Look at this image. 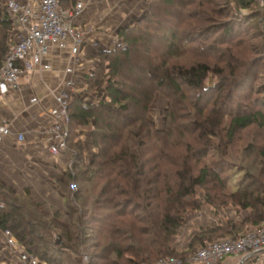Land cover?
<instances>
[{
    "label": "trees",
    "instance_id": "trees-1",
    "mask_svg": "<svg viewBox=\"0 0 264 264\" xmlns=\"http://www.w3.org/2000/svg\"><path fill=\"white\" fill-rule=\"evenodd\" d=\"M201 1L199 5L213 2ZM223 1L227 20L203 29L200 35L221 32L224 39L235 42L237 28L243 30L244 24L264 16L256 0ZM176 3L155 0L144 18L119 30L120 43L101 52L96 70L86 76L83 98L69 103L67 144L75 156L72 168L58 183L67 223L0 182V230L11 231L18 244L42 263L82 264L79 259L85 254L88 264H155L170 257L185 260L214 239H236L264 225V185L243 181L229 192L222 172L208 166L198 168L195 163L208 155L210 138L218 137L224 120V114L211 111L201 121L205 109L197 108L195 101L214 88L218 93L224 90L225 85H207L212 72L223 76L224 71L207 63L177 67L169 57L154 54L152 35L159 32L156 11L165 5L170 13ZM71 4L73 1L64 2V6ZM3 6L0 0V69L12 33ZM244 11L258 13L245 15ZM182 23L183 18L173 23L174 29ZM255 29L263 38L264 28ZM244 30L250 36L251 31ZM173 44L170 42L167 55H173ZM101 93L96 102L84 100V96ZM157 95L169 102L162 130L149 118ZM184 103L192 104L194 116L186 117ZM254 124L263 127L264 112L230 117L224 128L227 141ZM80 128L89 130V158L86 143L78 137ZM192 144H199L201 150H194ZM204 207L216 210V223L193 227L187 237L190 243L180 252L175 238L188 226L189 212ZM227 207L236 217L241 212L247 217H223L220 212ZM58 239L63 243L58 245Z\"/></svg>",
    "mask_w": 264,
    "mask_h": 264
},
{
    "label": "rangeland",
    "instance_id": "rangeland-1",
    "mask_svg": "<svg viewBox=\"0 0 264 264\" xmlns=\"http://www.w3.org/2000/svg\"><path fill=\"white\" fill-rule=\"evenodd\" d=\"M99 1L92 0L91 4L94 3L95 9L101 6L102 8L99 12L107 9L112 11V15L116 14L114 17L118 18V16L122 15L124 17L121 23L122 29H128L144 18L155 0H103V4H101L102 1ZM194 1L196 0H177L176 5L169 8L170 13L166 12L168 8L165 5H160L161 7L156 11L159 16H156V19H154L159 24L155 25L156 29H159V32L152 35V43H155L154 50L156 51L154 54L159 53L164 57H169V62L177 67H190L198 63H207L213 69L224 71L223 76H218L215 72H212L209 75V80H207V85L210 88L217 87V85H225L224 90L218 93L216 88H214L210 93L204 94V96L202 94L203 97L200 98V101L197 99L195 101L198 102L196 104L197 108L204 106L205 109L204 117L201 121L205 120L204 118H209L212 115L211 111L217 112L219 115L224 114L223 129L218 132V137L210 138L212 146L209 147L208 155L203 158L200 157L201 159H198V162L195 163L198 168L208 166L222 172V177L229 183L227 185L229 192L235 191V186L243 181H252L264 185V125L262 127L254 124L239 131L232 142L227 141L226 130H224L228 126L230 117L232 116L246 115L257 111L264 112V98L262 95L264 94V37L258 36V29H255V26H260L261 29L264 28V16L244 24L243 30L237 28V42H231L228 39H224L221 36V32L211 35L210 33L204 36L200 35L203 29L216 26L227 20L228 15L226 14L227 9H225L224 1L212 0V3L209 2L204 5H199L202 2L201 0H197L196 4H193ZM256 2L259 3V10L264 13V0ZM256 11L250 13L244 11L243 14L255 15L258 13ZM89 15L92 17V20H96L94 18L96 10L89 7ZM185 15H190L191 18L189 17L188 19L184 17ZM182 18L183 23L180 25V28L174 29L173 23H178ZM244 29L251 31L249 33L250 36L244 35ZM227 41L229 42L226 43ZM170 42L174 43V48H172L173 55H167ZM115 45L117 43L113 44L111 48ZM228 47L231 48L227 49ZM101 95L103 94L95 96L97 98L96 101L99 100L98 98ZM89 101H94V99L90 97ZM207 101H210L209 106ZM206 104L207 106H205ZM185 105L186 110L184 112L186 117H189V115L194 116L195 111L192 104ZM168 108V100L162 95H157L151 107L149 118L158 130L164 128V112ZM87 130V128H80L78 134L79 139L84 143L86 141V133L83 131ZM192 145L194 150H201L199 144ZM204 148L208 149V147ZM72 152L75 151L69 149L66 153L70 154L71 160L74 161ZM86 155L88 158L90 157V153L87 150ZM69 170L70 168L67 169V172ZM21 181L23 182V180ZM23 185L26 186L25 184L18 183L17 188H23ZM7 187L9 188V186ZM57 187L58 192H60L59 184H57ZM15 194L19 196V194ZM21 196L31 197L28 193ZM60 196L58 193L56 194L55 197H58L57 200L60 201L56 203L57 205L61 203L64 207V199ZM37 204L42 206L41 203ZM44 211L48 213L46 210ZM215 211L211 207H204V210L197 213L189 212L188 226L175 238V247L180 252L185 251L187 245L190 243L187 237L190 235L193 227L197 224L216 223L218 218L214 219ZM220 214L223 217L226 216L231 219L247 217V213L245 212H241L236 217L235 211L231 210V207L222 209ZM222 239L229 238L214 240L218 241ZM60 241L62 240L60 239ZM190 257L191 255L185 260ZM174 258L182 260L177 257ZM251 260L252 262L250 263ZM79 261L82 264H88L89 257L85 254ZM223 264H264V258L259 260L258 258L245 259L243 257L228 258Z\"/></svg>",
    "mask_w": 264,
    "mask_h": 264
},
{
    "label": "built area",
    "instance_id": "built-area-1",
    "mask_svg": "<svg viewBox=\"0 0 264 264\" xmlns=\"http://www.w3.org/2000/svg\"><path fill=\"white\" fill-rule=\"evenodd\" d=\"M66 1H73V4L64 6ZM3 3L12 24V33L9 51L0 69V97L5 98L10 91L19 90V80L24 75L37 76L39 83L46 87V93L44 97L30 98L29 103L37 105L46 99L53 100L47 112L50 119L46 130L51 141L49 152L52 156L66 153L69 150L68 106L72 99L63 86H75V82L68 80L67 76L81 65L82 47L89 42L88 35L94 32L91 22L95 20L89 15L92 0H3ZM91 45L97 48L99 42L95 41ZM56 53L67 55L69 63L63 70L64 77L59 79V92L51 88L48 82V74L54 69L52 54ZM12 135L20 143L26 139L25 133L14 132L6 120L0 122V144ZM72 153L74 157L75 152ZM72 165L73 160L70 169ZM3 236L8 248L17 252L21 264H44L21 247L11 231H4ZM240 257L264 258V225L236 239L207 243L187 260L163 258L155 264H218L226 262L228 258Z\"/></svg>",
    "mask_w": 264,
    "mask_h": 264
},
{
    "label": "crops",
    "instance_id": "crops-1",
    "mask_svg": "<svg viewBox=\"0 0 264 264\" xmlns=\"http://www.w3.org/2000/svg\"><path fill=\"white\" fill-rule=\"evenodd\" d=\"M100 1L103 4V0ZM90 8L96 10L97 15L94 17L96 20L91 22L94 32L88 35L89 42L82 47L81 65L76 66L75 72L67 76L68 80L75 82V86L71 88L63 86V90L71 95V99L83 98L86 76L95 71L99 62V54L110 49L113 44L120 43L118 32L122 29L121 23L124 17L122 15L118 18L114 17L116 14L112 15V11L107 9L99 12L102 7L95 9L94 3ZM95 41L99 42L97 48L91 45ZM67 57L64 54H52L54 69L48 74V82L57 92L60 91L59 79L64 77L63 70L69 64ZM19 85V90L10 91L5 98L0 97V122L6 120L14 132L25 133L26 139L20 143L15 135H12L0 144V182L19 195L28 193L36 203L42 204L44 210L51 215H58L63 223H67L65 209L61 203L57 205L56 202L60 201L55 196L57 193L61 195L57 184L69 169L71 155L63 152L58 156H52L49 152L51 141L46 130L50 119L47 112L53 100L46 99L41 104L30 105V98L44 97L46 93V87L39 83V78L35 75H24L20 78ZM84 97L87 101L90 97L94 101L97 99L95 95ZM83 132L86 133L85 143L90 151L89 130ZM18 183L26 186L23 185V188L19 189L17 188ZM0 264H21L17 252L8 248L1 230Z\"/></svg>",
    "mask_w": 264,
    "mask_h": 264
},
{
    "label": "water",
    "instance_id": "water-1",
    "mask_svg": "<svg viewBox=\"0 0 264 264\" xmlns=\"http://www.w3.org/2000/svg\"><path fill=\"white\" fill-rule=\"evenodd\" d=\"M61 243H62V241H60V240L57 242V244H59V245H60Z\"/></svg>",
    "mask_w": 264,
    "mask_h": 264
}]
</instances>
